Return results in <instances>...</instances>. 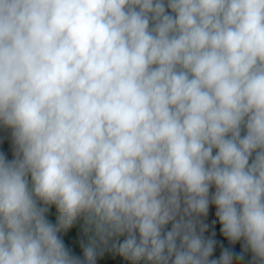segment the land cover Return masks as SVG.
Here are the masks:
<instances>
[{
  "label": "clouds",
  "instance_id": "obj_1",
  "mask_svg": "<svg viewBox=\"0 0 264 264\" xmlns=\"http://www.w3.org/2000/svg\"><path fill=\"white\" fill-rule=\"evenodd\" d=\"M0 128V264H264V0H0Z\"/></svg>",
  "mask_w": 264,
  "mask_h": 264
},
{
  "label": "trees",
  "instance_id": "obj_2",
  "mask_svg": "<svg viewBox=\"0 0 264 264\" xmlns=\"http://www.w3.org/2000/svg\"><path fill=\"white\" fill-rule=\"evenodd\" d=\"M217 238L222 239L219 233H217ZM67 241L69 242L68 247H70L76 254H83V246L87 244L88 238L84 237L79 231L71 230L67 235ZM225 243H227L225 241ZM237 251L240 250V243L235 245ZM219 253V249H217V255ZM97 264H132L130 261L123 260V258L115 255L114 259L109 260L106 257V254L102 258L97 259ZM143 264V262H141Z\"/></svg>",
  "mask_w": 264,
  "mask_h": 264
},
{
  "label": "crops",
  "instance_id": "obj_3",
  "mask_svg": "<svg viewBox=\"0 0 264 264\" xmlns=\"http://www.w3.org/2000/svg\"><path fill=\"white\" fill-rule=\"evenodd\" d=\"M0 152L6 153L9 159L12 158V145L10 141V133L9 131L4 130L2 128H0ZM52 212L54 214V218H56L57 213L54 208L52 209ZM72 229L79 231L84 237H86L81 231L80 222H77ZM246 259H250V256Z\"/></svg>",
  "mask_w": 264,
  "mask_h": 264
},
{
  "label": "rangeland",
  "instance_id": "obj_4",
  "mask_svg": "<svg viewBox=\"0 0 264 264\" xmlns=\"http://www.w3.org/2000/svg\"><path fill=\"white\" fill-rule=\"evenodd\" d=\"M49 218H50L53 222H55V220H56V218H54V214H53V212H51ZM71 230H73V229L71 228V229H69L67 232H62V233H61V236H62V238H64L65 243H66L67 245H69V242L67 241V235H68V233H69ZM106 257H107V259L112 260V259H114L115 255H114V254L106 253Z\"/></svg>",
  "mask_w": 264,
  "mask_h": 264
}]
</instances>
